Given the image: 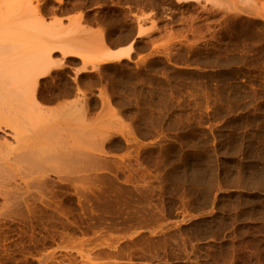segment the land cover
I'll list each match as a JSON object with an SVG mask.
<instances>
[{
    "label": "rangeland",
    "instance_id": "374dc122",
    "mask_svg": "<svg viewBox=\"0 0 264 264\" xmlns=\"http://www.w3.org/2000/svg\"><path fill=\"white\" fill-rule=\"evenodd\" d=\"M63 1L41 12L60 46L131 48L88 72L53 49L42 98L66 84L88 100L79 162L0 194V264H264V46L247 19L206 0Z\"/></svg>",
    "mask_w": 264,
    "mask_h": 264
},
{
    "label": "bare ground",
    "instance_id": "6f19581e",
    "mask_svg": "<svg viewBox=\"0 0 264 264\" xmlns=\"http://www.w3.org/2000/svg\"><path fill=\"white\" fill-rule=\"evenodd\" d=\"M54 1L59 7L64 2L63 0ZM206 1L215 2V4L217 3L220 7H224V9L231 14L230 18L232 16V19L238 18V21H240V18L241 20L246 18L248 22H246L245 19L244 22L250 26L249 29H251V36L256 40L254 46L258 45V47H261L262 49V46H264L263 2L256 3L257 1L255 0ZM247 1H251L252 3ZM21 2H23L22 8H18L21 6L18 4L19 6H16L17 9H12L9 7L11 4L10 2L0 0V131L8 130L10 132L9 138L11 140L0 141V194L9 196L7 197V199L10 198L9 200H11L13 196L15 199V195H17L16 193L19 194V192H12L15 186L16 188L17 185L19 188L21 187V184L19 185L16 180L27 187L30 184L36 183H39L40 185L42 182H44L42 184L45 185V182L48 179L46 176L49 177L46 175L48 172L54 171V173H51L55 174L57 173L55 172L56 166L66 165L68 162L70 163L69 165L73 166L78 160L80 149L79 141L81 137L80 133L84 130V127L80 125L79 121H82V123L87 122L85 119L88 114H90V112L88 113L86 106L88 100H84L85 104L83 105V101L79 100L81 94H79L78 88H75L76 86H74V90H76L75 93L73 89L72 91L70 88H67L68 86L66 87V84L60 86L59 82L61 80L57 83L59 85H56L55 83V86H53L54 84L52 85L53 94H49L51 96L50 98L47 96L46 98H42L44 96L41 93V89H44V87H42L43 80L48 76L53 77L55 75L53 72L57 65L55 64V66L51 59V55L54 53L53 49L59 48L62 51V57L66 60L77 59V57H79L83 64L81 70L88 72L86 69L88 67H86V65L93 64L95 58L101 61L119 60L123 55H127L131 48L130 44L126 54L112 51L111 53L101 54L100 58H94L88 53H77L72 51L75 47L74 45L64 43L60 46L62 35L60 31L61 26H59V23H57L58 25L53 24L54 26L51 25V27L45 25L44 17H42L44 14L41 15V12L44 10V4L47 0H21ZM176 2L190 4L189 2H199V0H177ZM241 2L249 4L246 5L243 3V5ZM8 3L10 4L8 5ZM14 3H16V1ZM219 6L217 7L219 8ZM224 26L226 27V25ZM247 26L244 27L242 23L241 28H246ZM238 28H240V26ZM246 30H248V28H246ZM242 37L244 38V36ZM243 40H247V38L241 39V41ZM243 43L246 42L243 41ZM249 44L253 45V42L248 43V45ZM242 45L246 46V44ZM254 46L251 47L255 48ZM78 49L75 47L74 50ZM259 49L258 51L261 52ZM256 51L257 50L254 52L256 53ZM82 52H84L83 49ZM260 52H257V54ZM263 52L264 51L261 53ZM249 53L250 52H248V54ZM261 53L259 56H261ZM254 58L255 57H253V59ZM258 58L260 59V57ZM258 62L260 63V61ZM261 62H264V60ZM59 65L61 64L59 63ZM60 67L61 66H59V68ZM260 67L264 68L263 66ZM260 67L256 71H258ZM61 75L63 76V72L56 71L57 78L62 77ZM56 80L57 79L54 78V81ZM74 83L76 82H73V84ZM72 92L75 93L73 97L77 95V101L75 100L74 102L72 101L69 103H65V101L62 103L63 99H66L67 97L70 98L72 94H74ZM42 101L43 103L46 102L47 105L55 103L56 106L55 108L53 107L54 109L51 106V109H48L47 107L49 106L46 107L42 104ZM82 106L84 107L83 112L80 110L81 108L79 109V107ZM71 163L74 164L72 165ZM249 168H252V166ZM251 174H253V172ZM44 179L46 180L43 181ZM256 179L257 178H255V180ZM261 186L262 185H260V187ZM21 188L18 191H20ZM262 200H264V198ZM196 220H202V216L198 217ZM177 224H180V222Z\"/></svg>",
    "mask_w": 264,
    "mask_h": 264
}]
</instances>
